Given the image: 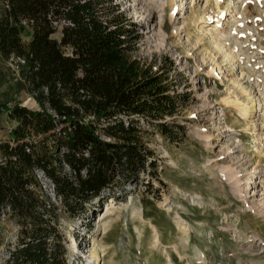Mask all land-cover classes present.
Wrapping results in <instances>:
<instances>
[{"label":"rangeland","instance_id":"rangeland-1","mask_svg":"<svg viewBox=\"0 0 264 264\" xmlns=\"http://www.w3.org/2000/svg\"><path fill=\"white\" fill-rule=\"evenodd\" d=\"M114 4L135 23L130 55L170 71L171 92L181 97L166 121L186 133L171 141L141 120L154 166L131 179L121 174L119 188L84 212L69 211L36 170L35 190L54 209L66 263L264 264V0ZM100 9L111 16L115 8L103 0ZM25 72L0 53V142L14 144L18 123L8 110H42ZM28 132L38 150L52 149L45 135ZM1 229L0 264H10L22 226L7 210Z\"/></svg>","mask_w":264,"mask_h":264},{"label":"trees","instance_id":"trees-1","mask_svg":"<svg viewBox=\"0 0 264 264\" xmlns=\"http://www.w3.org/2000/svg\"><path fill=\"white\" fill-rule=\"evenodd\" d=\"M102 1L0 0V53L25 60L42 108L8 110L18 123L10 132L14 144L0 142V248L7 210L22 226L10 264H67L54 209L35 190L36 170L69 211L84 212L104 191L119 188L121 174L131 179L154 166L153 152L141 141V120L171 141L186 133L183 125L166 121L181 97L171 92L170 71H154L130 55L135 23L115 0H109L112 15L102 13ZM59 29L61 37L54 38ZM29 130L45 135L43 144L51 140L52 149L38 150L27 140Z\"/></svg>","mask_w":264,"mask_h":264},{"label":"built area","instance_id":"built-area-1","mask_svg":"<svg viewBox=\"0 0 264 264\" xmlns=\"http://www.w3.org/2000/svg\"><path fill=\"white\" fill-rule=\"evenodd\" d=\"M62 23H65V22H62ZM62 23H61V24H58V23L56 22L55 24H56V25H59V26L61 27ZM23 24L29 27L28 21H26V20L23 21ZM10 58H11L12 60H14V59L18 60L21 66L25 65V63H26L24 59L19 58V57L11 56Z\"/></svg>","mask_w":264,"mask_h":264},{"label":"bare ground","instance_id":"bare-ground-1","mask_svg":"<svg viewBox=\"0 0 264 264\" xmlns=\"http://www.w3.org/2000/svg\"><path fill=\"white\" fill-rule=\"evenodd\" d=\"M127 1H129V0H127ZM253 179V178H252ZM254 180V179H253ZM255 182V181H254ZM198 203L200 202V201H197ZM180 228H181V225H180ZM183 230H186V227H183L182 228ZM187 239V238H186ZM72 248L73 249H77V243H76V241L74 240L73 241V245H72ZM97 254V253H96ZM94 256H95V254H94ZM101 262H102V259L100 260V262H99V264H101Z\"/></svg>","mask_w":264,"mask_h":264}]
</instances>
